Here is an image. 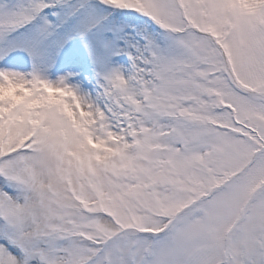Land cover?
Masks as SVG:
<instances>
[{
    "label": "snow or ice",
    "instance_id": "obj_1",
    "mask_svg": "<svg viewBox=\"0 0 264 264\" xmlns=\"http://www.w3.org/2000/svg\"><path fill=\"white\" fill-rule=\"evenodd\" d=\"M0 264H264V0H0Z\"/></svg>",
    "mask_w": 264,
    "mask_h": 264
}]
</instances>
